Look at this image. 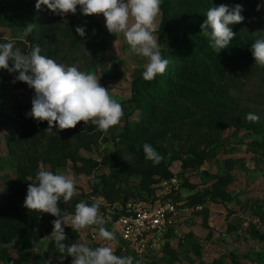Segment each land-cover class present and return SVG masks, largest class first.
Returning a JSON list of instances; mask_svg holds the SVG:
<instances>
[{"label": "trees", "instance_id": "obj_1", "mask_svg": "<svg viewBox=\"0 0 264 264\" xmlns=\"http://www.w3.org/2000/svg\"><path fill=\"white\" fill-rule=\"evenodd\" d=\"M35 2L0 0V26L19 35L27 23L33 24L31 35L23 42L18 41L17 46L29 51L32 45L38 44L42 55L54 59L56 52L48 45L50 39L63 36L71 43L78 42L75 28L82 26L85 16L77 11L75 15L61 17L44 5L37 10ZM258 3L261 0H163L156 34L158 42L167 41V46L160 50L169 61L168 68L152 81L132 79L128 103L132 107L130 116L136 117L123 121L120 132L113 137V151L104 154L99 162L81 155L82 150H91L101 136L90 122L80 121L73 128L49 135L45 130L47 122L26 118L25 113L31 106L17 102V133L10 142H5L6 151L15 160L14 169L11 176L0 174V260L10 264H31L32 252L45 239L43 260H52L49 264H71L72 257L65 256L61 260L48 236L53 228L51 221L56 217L22 206L27 186L42 166L57 173L58 168L71 164L76 172L95 175L100 181L98 184L89 181V192L78 186V195L67 203L61 200L59 207L71 215L77 202L91 203L93 198L96 201L101 198L100 212L112 222L120 212L116 210L108 218L105 214L107 205H125L130 199L148 201L158 183L174 177L170 169L172 163L181 170L201 167L206 159L217 154L216 146L225 129L244 128L261 134L262 139L251 142V146L264 154V124L248 122L245 117L252 112L240 107L239 99L233 94L251 75L264 81V68L254 64L250 51L253 42L264 39ZM221 4L242 5L241 14L245 19L231 26L235 35L230 46L214 53L200 25L206 19L204 12ZM87 19L92 21L90 17ZM6 41L0 39V43ZM9 76L6 70L0 69L1 80H10ZM16 83L30 89L24 82ZM145 142L162 155L158 165L153 166L144 159L142 146ZM176 146H179L177 152ZM100 164L107 167L108 172L93 174L92 170ZM235 164L231 159L226 160L228 171L216 176L211 186L201 192L183 198L172 189L165 198L179 208L183 199L190 207L204 205L207 199L225 200L229 197L227 187L235 181L230 173ZM131 179L135 180L134 186L128 185ZM182 187L194 189L195 184L184 180ZM174 227L167 229L165 238L174 233ZM232 229L229 226L228 231ZM65 233L66 245L79 239L78 231H72L68 226H65ZM96 246L99 244L91 247ZM121 246L115 249L116 253Z\"/></svg>", "mask_w": 264, "mask_h": 264}, {"label": "rangeland", "instance_id": "obj_2", "mask_svg": "<svg viewBox=\"0 0 264 264\" xmlns=\"http://www.w3.org/2000/svg\"><path fill=\"white\" fill-rule=\"evenodd\" d=\"M264 23V7H261ZM68 17L73 15L66 14ZM88 17L92 21H88ZM160 15L156 18L159 24ZM82 26L86 30V38L77 35L76 43H71L63 36L51 38L48 45L54 49V61L66 66L77 64L80 70L97 75L101 86L108 89L109 95L122 105L123 116L118 125L111 127L106 133L101 132L98 142L91 150L81 151L85 158L100 161L104 154L113 151V137L121 130L124 120H132V110L129 101L130 82L134 78H142L144 59L128 54V45L122 36L108 33L102 14L85 16ZM157 36L156 32L153 33ZM14 33L0 26V39H11ZM160 48L167 46V41L158 42ZM101 44H104L101 45ZM89 53V54H88ZM10 80L0 79V174L11 176L15 160L6 151L5 142H10L16 135L17 102L29 104L33 90L19 87L14 81L15 73L10 74ZM239 99L240 107L257 114L259 122L264 124V81L257 75L249 76L240 87L233 92ZM261 134H256L244 128L225 129L216 146L217 154L206 159L201 167L181 170L172 163L170 169L174 177L170 181L158 183L147 202H157L165 197L170 190H177L183 198L211 186L215 177L226 173V160L236 162L230 173L235 181L227 187L229 197L207 199L204 205L190 207L183 199L180 204L181 214L174 225V233L165 238L153 236L139 251H133L118 238L120 247L116 255H131L142 258L144 263L153 264H264V154L254 150L251 142L260 141ZM179 146H176L175 152ZM49 170L46 166H42ZM93 174L108 172L101 164L92 170ZM57 173L72 175L84 192H89V175L76 172L71 164L58 168ZM188 180L195 184L194 189L182 187V182ZM135 184L131 179L129 186ZM134 186V185H132ZM131 199L128 201L130 202ZM97 202H102L101 198ZM120 204L107 205L106 215H113ZM117 210V211H116ZM119 212V211H118ZM199 212V213H198ZM102 214V213H101ZM205 219V221H204ZM110 222V220L108 219ZM105 227L112 230V222ZM233 227L231 231L228 228ZM95 227L90 226L78 231L80 243L88 246L104 243L95 238ZM75 241V242H76ZM43 239L32 252L31 264H49L52 260H43ZM74 243V242H73ZM116 249V248H115ZM43 260V262H42ZM0 264H10L0 260Z\"/></svg>", "mask_w": 264, "mask_h": 264}, {"label": "clouds", "instance_id": "obj_3", "mask_svg": "<svg viewBox=\"0 0 264 264\" xmlns=\"http://www.w3.org/2000/svg\"><path fill=\"white\" fill-rule=\"evenodd\" d=\"M162 3L163 0H36L34 7L41 10V5H44L54 15L61 17L67 13L75 15L77 11L84 16L102 14L108 33L122 36L128 45V54L144 59L142 79L152 81L158 75H163L169 65L168 59L161 54L159 38L153 34L158 30L156 18L161 14ZM261 7H264V0L257 4V11ZM242 11L240 4L231 7L221 4L204 12L206 19L200 28L214 53H220L230 46L235 35L231 26L245 19ZM33 30L34 25L27 23L16 38L0 43V69L9 74L18 73L13 82H24L33 90L26 118L46 121L48 127L45 130L49 135L73 128L80 121L84 124L90 122L102 133L118 125L123 116L122 105L99 84L97 75L80 70L77 64H58L42 55L38 44L32 45L29 51L17 46V42H23ZM75 32L86 38L84 26H77ZM250 51L254 64L264 68V39L253 42ZM245 119L256 123L260 117L248 113ZM142 151L144 159L153 166L163 159L147 142L143 144ZM88 180L93 184L100 182L95 175L89 176ZM75 195H78V183L72 175L40 168L33 182L28 184L23 200L22 206L29 211L56 217L51 221L53 228L48 236L61 260L69 256L72 257L71 264H144L142 258L115 254V248L119 247L117 234L115 230L105 227L109 221L101 214V205L94 198L91 203L84 200L77 202L71 215L59 207L61 200L67 203ZM65 226L72 231L94 226L95 238L104 243L96 247L77 241L66 245Z\"/></svg>", "mask_w": 264, "mask_h": 264}, {"label": "built area", "instance_id": "obj_4", "mask_svg": "<svg viewBox=\"0 0 264 264\" xmlns=\"http://www.w3.org/2000/svg\"><path fill=\"white\" fill-rule=\"evenodd\" d=\"M119 214L112 221V230L125 246L138 252L153 236L164 235L177 223L181 209L168 199L157 202L130 201L120 205Z\"/></svg>", "mask_w": 264, "mask_h": 264}]
</instances>
